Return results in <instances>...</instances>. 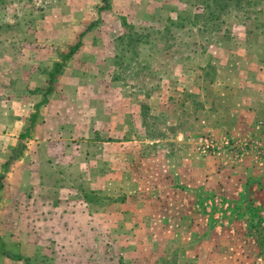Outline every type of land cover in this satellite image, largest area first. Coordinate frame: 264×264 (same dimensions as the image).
Masks as SVG:
<instances>
[{"label": "rangeland", "instance_id": "obj_1", "mask_svg": "<svg viewBox=\"0 0 264 264\" xmlns=\"http://www.w3.org/2000/svg\"><path fill=\"white\" fill-rule=\"evenodd\" d=\"M110 1L0 0V236L32 264H264V0L222 28L211 0Z\"/></svg>", "mask_w": 264, "mask_h": 264}, {"label": "trees", "instance_id": "obj_2", "mask_svg": "<svg viewBox=\"0 0 264 264\" xmlns=\"http://www.w3.org/2000/svg\"><path fill=\"white\" fill-rule=\"evenodd\" d=\"M212 1V5L209 4L208 5V9H210L211 11L209 12V15L207 14H199L197 16L198 19H204V23H208L211 22V24L213 23L212 26H215L217 28H222L221 27V23H225V20H221L222 18L219 16L220 14H215V11L213 10V5L215 9H219V10H225L229 5L226 3V0H211ZM103 2L105 3V5L103 7H101V10H108L111 7V1L110 0H103ZM206 17V18H205ZM98 23V20L92 22L89 26V28L93 27L94 25H96ZM207 25V24H206ZM86 32H83L81 34V36H83ZM81 42L76 43L75 45H72L70 48V51L67 54L63 55V61L57 62L55 65V70L50 73L49 75V86L46 88H43L42 90H45L44 93V100L40 103H38L36 105V108L39 109L40 106L42 104H45L48 102V95L51 94L54 90V79L56 77V74L62 69V67L64 66L66 60H68L80 47ZM38 115V111H36L34 114L31 115L30 117V122L31 125L29 126V128H27L25 134L23 135H29L31 133L32 127L35 125V121ZM3 188V182H2V178L0 177V190ZM0 256H5L8 257L10 259L13 260H18V261H23L24 264H32L33 258L23 255V254H19V253H13L7 245V242L0 236Z\"/></svg>", "mask_w": 264, "mask_h": 264}, {"label": "water", "instance_id": "obj_3", "mask_svg": "<svg viewBox=\"0 0 264 264\" xmlns=\"http://www.w3.org/2000/svg\"><path fill=\"white\" fill-rule=\"evenodd\" d=\"M22 147H23V143H21V146H20V148H19V149H22Z\"/></svg>", "mask_w": 264, "mask_h": 264}]
</instances>
